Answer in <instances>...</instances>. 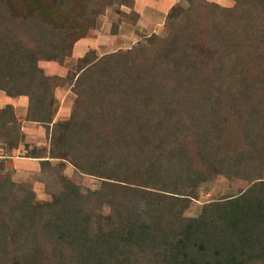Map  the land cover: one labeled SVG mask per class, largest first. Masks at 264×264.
Masks as SVG:
<instances>
[{
  "label": "trees",
  "instance_id": "obj_1",
  "mask_svg": "<svg viewBox=\"0 0 264 264\" xmlns=\"http://www.w3.org/2000/svg\"><path fill=\"white\" fill-rule=\"evenodd\" d=\"M117 1L135 4L0 0V90L27 97L26 120L46 126L41 170L56 176L49 157L63 153L102 179L85 195L61 176L48 186L53 206L36 205L7 164L23 124L0 107V264H264V0H193L168 37L90 49L71 81L74 112L54 121L59 82L40 60L65 56ZM216 170L249 184L183 216L193 183Z\"/></svg>",
  "mask_w": 264,
  "mask_h": 264
},
{
  "label": "rangeland",
  "instance_id": "obj_2",
  "mask_svg": "<svg viewBox=\"0 0 264 264\" xmlns=\"http://www.w3.org/2000/svg\"><path fill=\"white\" fill-rule=\"evenodd\" d=\"M11 1L18 9V4L21 5V2L31 6V4L42 3L44 0ZM208 1L218 2L226 8H232L235 5L234 0ZM162 2L163 4H161ZM137 3L138 0H135L134 7L133 5H123L120 1L112 3L107 8L105 14L98 15L90 23V28L83 38L74 43L70 42V47L65 56L53 60H40L38 65L43 68L47 75L55 77V82H59V85H55L53 91L55 96L54 121H67L72 116L77 101V94L74 92V86L71 81L78 71L77 63H79L80 58L85 57L90 49L94 50L96 56L115 51L128 52L140 39L146 40L147 44H151L150 34L168 37L167 34L170 32L176 15L181 11L189 9L192 6L193 0H177L175 2L170 0L168 4H165L163 0H154L153 6L152 4H145V7H143L145 10L150 8L156 12L155 15L157 17L162 15L158 23H152L149 18L146 19L147 17L145 18L142 15L143 9H139ZM73 17V13L67 14V18L72 20ZM116 25H119V29L117 33H114ZM73 34V31H69L68 33L69 36ZM10 101H13V105L16 106L14 107L15 120L24 124L23 119L26 115L24 100H21L18 95L0 90V107L7 105ZM49 141L45 125L27 122L19 145L14 147L12 156L7 162L13 173V179L17 183L26 182L33 184L35 192L33 202L43 208L52 207L56 201V196L48 191V186L61 176H65L77 183L83 194L99 195L102 179L96 176L81 174L72 163L66 160L63 153H59L57 157H51L52 166L59 170L56 176L36 169L34 164L26 165L23 162L25 167L15 164V159H28L31 155L52 156L49 150ZM25 144L28 146H25ZM0 154H3V149H0ZM17 166L27 169L26 173H17V169L19 168ZM262 177L264 178V169ZM248 184L249 180L246 178L227 175L216 170L211 177L193 183L185 205L181 209V214L189 218H199L206 203L236 195ZM108 217V208H106L103 220L107 221Z\"/></svg>",
  "mask_w": 264,
  "mask_h": 264
},
{
  "label": "crops",
  "instance_id": "obj_3",
  "mask_svg": "<svg viewBox=\"0 0 264 264\" xmlns=\"http://www.w3.org/2000/svg\"><path fill=\"white\" fill-rule=\"evenodd\" d=\"M164 2H165V4H168V1H169V3H170V0H163ZM174 2L175 1H177V0H173ZM154 3V0H138V3H137V5H138V8L140 9H143L142 11H143V14L142 15H144L145 16V18L146 19H150L151 20V22L152 23H158L159 21H160V19H161V17H162V15H160V17L158 16H156L155 15V13L156 12H154V10L153 9H150V8H148V10L146 9H144L143 7H145V4L146 5H151L152 4V6L154 5L153 4ZM161 4H163V2L161 3ZM158 5V4H157ZM156 8H158V7H156ZM165 11V10H164ZM145 13V14H144ZM146 21V20H145ZM142 24V23H141ZM143 24H145V23H143ZM142 26H144V25H142ZM146 27V26H145ZM143 30V29H142ZM20 98H21V100H24V102H25V109H26V115H25V118L23 119L24 121H23V131H25V128H26V123L28 122V123H31L32 121H28V120H26L27 119V110H28V108H27V97H25V96H19ZM23 98V99H22ZM7 104H11L13 107H16L15 105H13V101H10L9 103H7ZM1 107H4V106H1ZM32 124H34V122H32ZM43 127V126H42ZM25 146H26V144H25ZM50 150V149H49ZM39 156H42V155H38V157H28V159H23V160H21V159H15L14 160V162H15V164H17V165H21L22 167H25L24 165H23V162L26 164V165H30V164H34V166L36 167V169H40L41 170V164H40V161H41V157H39ZM50 158V160H51V157H49ZM10 166V165H9ZM21 166H17V173H19V174H21V173H26V170L27 169H24V168H22ZM21 167V168H20ZM38 167V168H37Z\"/></svg>",
  "mask_w": 264,
  "mask_h": 264
}]
</instances>
